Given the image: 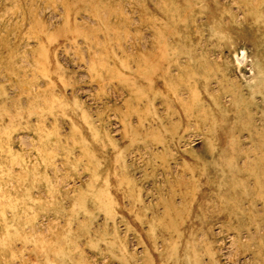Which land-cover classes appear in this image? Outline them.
I'll return each instance as SVG.
<instances>
[{
    "label": "rangeland",
    "instance_id": "obj_1",
    "mask_svg": "<svg viewBox=\"0 0 264 264\" xmlns=\"http://www.w3.org/2000/svg\"><path fill=\"white\" fill-rule=\"evenodd\" d=\"M0 264H264V0H0Z\"/></svg>",
    "mask_w": 264,
    "mask_h": 264
}]
</instances>
